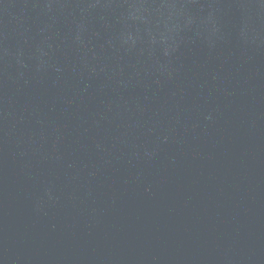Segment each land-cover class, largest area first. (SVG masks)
<instances>
[{
    "label": "water",
    "instance_id": "obj_1",
    "mask_svg": "<svg viewBox=\"0 0 264 264\" xmlns=\"http://www.w3.org/2000/svg\"><path fill=\"white\" fill-rule=\"evenodd\" d=\"M0 264H264V0H0Z\"/></svg>",
    "mask_w": 264,
    "mask_h": 264
}]
</instances>
